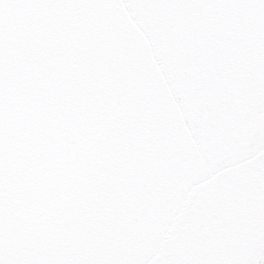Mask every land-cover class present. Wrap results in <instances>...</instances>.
Listing matches in <instances>:
<instances>
[{"label": "water", "instance_id": "obj_1", "mask_svg": "<svg viewBox=\"0 0 264 264\" xmlns=\"http://www.w3.org/2000/svg\"><path fill=\"white\" fill-rule=\"evenodd\" d=\"M42 15L83 28L86 79L116 109L108 179L95 186L84 249L95 264H142L146 256L150 264H222L233 234L264 220V44L220 29L207 46L199 26L181 31L185 17L225 13L100 7ZM131 16L161 38L168 105L121 26ZM202 176L212 186L200 194ZM170 207L176 216L161 227Z\"/></svg>", "mask_w": 264, "mask_h": 264}, {"label": "snow or ice", "instance_id": "obj_2", "mask_svg": "<svg viewBox=\"0 0 264 264\" xmlns=\"http://www.w3.org/2000/svg\"><path fill=\"white\" fill-rule=\"evenodd\" d=\"M100 7L225 13L215 21L185 17L181 31L194 34L199 26L207 46L220 29L252 37L258 48L264 44V0H0V264H95L80 240L95 186L108 179L103 165L116 109L86 79L91 58L83 28L42 14ZM121 26L161 102L170 104L172 80L159 34L136 16L124 17ZM209 179L196 181L200 194L212 186ZM176 211L166 209L160 226ZM150 261L146 256L142 264ZM222 264H264V220L233 234Z\"/></svg>", "mask_w": 264, "mask_h": 264}]
</instances>
